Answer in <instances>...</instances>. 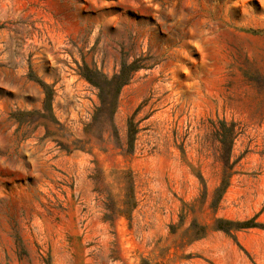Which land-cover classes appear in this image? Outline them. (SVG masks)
I'll list each match as a JSON object with an SVG mask.
<instances>
[{"label":"rangeland","instance_id":"374dc122","mask_svg":"<svg viewBox=\"0 0 264 264\" xmlns=\"http://www.w3.org/2000/svg\"><path fill=\"white\" fill-rule=\"evenodd\" d=\"M0 264H264V0H0Z\"/></svg>","mask_w":264,"mask_h":264},{"label":"trees","instance_id":"16d2710c","mask_svg":"<svg viewBox=\"0 0 264 264\" xmlns=\"http://www.w3.org/2000/svg\"><path fill=\"white\" fill-rule=\"evenodd\" d=\"M145 64L142 63V60L139 58H135L130 62L121 61L119 70L114 73L110 77H106L104 75H100L99 80H93L90 76L83 74V77L87 79L95 88L97 89V97L99 100V104L95 107L93 118H103L109 121H112L113 114L117 107L118 94L123 85L127 84L131 79V76L135 71L144 67ZM38 84L42 87L44 92V106L51 112V98H52V90L48 84L43 82L42 80H36ZM148 98L143 99L138 106L133 110L132 114L127 119L126 126V140L128 144L127 152L131 153L134 149V141L138 132L141 130L138 124L139 122L146 118L147 116L135 121V117L138 114L139 110L147 103ZM218 134H227L229 137L233 138L235 136L234 128L231 126L226 127V123H222V128ZM226 170L223 171L222 181L220 187L224 189L226 187V183H224V179L228 178L226 175ZM244 225V224H243ZM238 227H246L245 226Z\"/></svg>","mask_w":264,"mask_h":264}]
</instances>
